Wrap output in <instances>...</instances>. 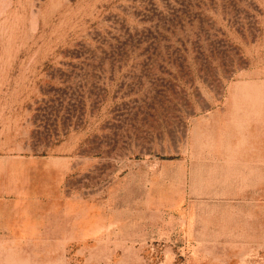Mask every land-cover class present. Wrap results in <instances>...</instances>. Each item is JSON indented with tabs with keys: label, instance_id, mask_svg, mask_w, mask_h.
I'll return each mask as SVG.
<instances>
[{
	"label": "rangeland",
	"instance_id": "obj_1",
	"mask_svg": "<svg viewBox=\"0 0 264 264\" xmlns=\"http://www.w3.org/2000/svg\"><path fill=\"white\" fill-rule=\"evenodd\" d=\"M0 264H264V0H0Z\"/></svg>",
	"mask_w": 264,
	"mask_h": 264
},
{
	"label": "bare ground",
	"instance_id": "obj_2",
	"mask_svg": "<svg viewBox=\"0 0 264 264\" xmlns=\"http://www.w3.org/2000/svg\"><path fill=\"white\" fill-rule=\"evenodd\" d=\"M3 5H4V4H3ZM33 10H34V9H33ZM35 12H36V11H35ZM36 14H37V13H36ZM235 94H236V93H235ZM241 126H242V124H241ZM235 129H236V128H235ZM238 129H239V128H238ZM185 137H186V136H185ZM246 138H247V137H246ZM242 141H243V140H242ZM208 142H209V141H208ZM241 145H242V144H241ZM202 147H203V146H202ZM202 147H201V148H202ZM200 150H201V149H200ZM191 163H192V162H191Z\"/></svg>",
	"mask_w": 264,
	"mask_h": 264
}]
</instances>
